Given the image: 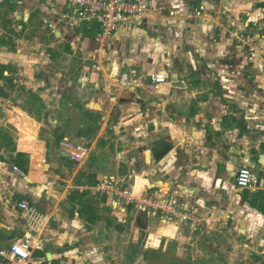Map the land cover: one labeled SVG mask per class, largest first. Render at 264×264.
<instances>
[{"label": "crops", "instance_id": "obj_1", "mask_svg": "<svg viewBox=\"0 0 264 264\" xmlns=\"http://www.w3.org/2000/svg\"><path fill=\"white\" fill-rule=\"evenodd\" d=\"M70 12L68 0L0 4V76L20 75L30 85L9 91L0 78V90L20 103L17 118L26 121L33 144H22L26 137L14 138L1 120L9 107L0 94V249L38 242L34 254L43 253L37 258L45 264L97 260L107 207L131 225L148 221L156 246L162 238L189 244L185 231L193 220L168 223L162 212L158 219L115 209L113 195L96 190L115 176L123 186L160 189L179 200L205 227L197 232L233 235V264H264V103L255 101H264V0H155L106 42L99 41V25H73ZM241 35L254 36L257 49ZM161 72L169 79L156 85L152 77ZM124 76L129 85H122ZM45 83L51 89L38 91ZM33 93L81 107L80 128L94 133L75 136L78 143L60 130L53 155L50 142L37 136ZM65 139L91 149L82 162L67 158L73 168L61 153ZM241 166L256 174L255 187H236L232 177ZM25 199L28 210L16 206Z\"/></svg>", "mask_w": 264, "mask_h": 264}, {"label": "rangeland", "instance_id": "obj_2", "mask_svg": "<svg viewBox=\"0 0 264 264\" xmlns=\"http://www.w3.org/2000/svg\"><path fill=\"white\" fill-rule=\"evenodd\" d=\"M247 36V35H246ZM249 36V35H248ZM254 37V36H250ZM258 38V37H257ZM6 68L5 66L3 67ZM2 80H7L6 76H0ZM10 80H7L8 83L6 87L9 91H14L19 88H28L29 84L21 82V76H14L13 79L9 76ZM51 85H41L38 88L42 91L51 89ZM1 89V88H0ZM32 92L33 90L30 89ZM259 90V88H258ZM1 95H5L6 99L9 98L8 91L0 90ZM36 100V115H38V133L37 136L39 139L45 140L48 143L50 142V152L54 155V149L58 146V142L61 141V136L63 134L61 131H64L65 134L74 140V142H78L75 136L80 134H84L88 137L92 135L93 130L85 128H80V122L83 121L85 115L81 112V107H77L73 109L68 106V102L61 100L58 103V99L53 97L52 94L47 95L45 97H41L38 93H33ZM6 101V102H5ZM255 101L260 102L262 105L264 101L261 102V97L256 99ZM9 107V111L7 112L1 120L4 123H7L8 127L11 129L14 138L21 140V143L24 145H28L32 142L28 141V136L25 134L26 121L22 120V116L17 118V109L20 107V103L14 99L4 100ZM49 104L52 107H49ZM61 106V109L59 108ZM66 105V106H64ZM264 110V108H263ZM258 107L253 108V112L257 117L261 116L259 111H263ZM264 114V113H263ZM60 120V123L58 121ZM9 121V122H8ZM51 127V128H50ZM61 130V131H60ZM94 133V132H93ZM79 143V142H78ZM33 145V144H32ZM25 146V147H26ZM52 150V151H51ZM116 154V153H115ZM53 158H50L52 161ZM66 161L67 166L73 168L75 163L67 158L64 159ZM38 162L34 160V165H37ZM244 168L243 166L238 167L235 171L233 178V182L237 188L236 177L239 169ZM54 174H51L53 176ZM93 199L96 202L100 201V198L94 196ZM92 199V200H93ZM95 208H99V205H95ZM129 211H135L129 207ZM110 207H107V210L102 211L103 218L106 223L109 225H102L103 227L100 229V233L104 234L106 240H102L100 243L103 245L102 253L103 255H97L96 259H91L90 261H86L81 264H227L228 262L233 264L235 261L233 256V248H234V236L229 235V238H219L214 234V231L209 235L207 232H200V229L205 231V227L201 224L202 222H194L193 226H190L185 233L189 236H192L189 244L180 243L178 241H173L172 239L162 238L163 243L159 242V245H154L151 240L150 231L148 229V221H138L131 225L130 218H125L122 216V213L116 212L114 214H110ZM97 214V213H96ZM158 219H161V216H157ZM166 222L170 223L167 220ZM172 223V222H171ZM164 226V224L162 225ZM158 227V224H157ZM197 230H200L197 232ZM208 230V229H207ZM209 229L208 231H210ZM159 230H157L158 232ZM182 231V230H181ZM217 232V231H216ZM169 242V248H166V243ZM104 243H108L107 246ZM223 248L227 251V253H223ZM97 252V250H95ZM101 253V254H102ZM43 253H36L35 256L42 255ZM83 256L81 255V260ZM73 260V264H78L80 261L77 259ZM50 261V260H49ZM238 262L239 259H236ZM71 264V263H70Z\"/></svg>", "mask_w": 264, "mask_h": 264}, {"label": "built area", "instance_id": "obj_3", "mask_svg": "<svg viewBox=\"0 0 264 264\" xmlns=\"http://www.w3.org/2000/svg\"><path fill=\"white\" fill-rule=\"evenodd\" d=\"M5 0H0V4ZM155 0H68L71 12L68 13L73 25H87L89 29L99 25L101 31L99 33V41L106 42L114 36L120 25L126 22L132 16L143 15L154 7ZM200 15V11L196 13ZM240 41L250 47L251 50H256L258 43L252 37L241 35ZM153 82L156 85L168 81L167 73L161 72L153 75ZM122 85H129L127 76H124ZM90 147L86 144H75L69 139L61 142V153L64 157L74 161L82 162L90 155ZM18 173L22 171L18 167H14ZM236 182L239 188H253L258 183L256 174L247 167L239 169L236 177ZM137 185L132 187L123 186L122 181L115 176L105 177L98 184L96 190L101 195L111 194L114 197V208L127 212V209L133 208L136 211L146 213L149 216L157 217L159 212L164 214L163 219L175 221L179 219L183 222L193 220L197 222L195 217L184 204L179 200L168 197V193L163 190H154L149 192L145 188H137ZM16 206L22 210H28L30 202L25 199L16 203ZM200 222V221H198ZM34 249H41V244L36 242L31 245L27 242H18L11 246L9 250L0 249V257L6 264H45L44 261L38 259L34 254Z\"/></svg>", "mask_w": 264, "mask_h": 264}, {"label": "water", "instance_id": "obj_4", "mask_svg": "<svg viewBox=\"0 0 264 264\" xmlns=\"http://www.w3.org/2000/svg\"><path fill=\"white\" fill-rule=\"evenodd\" d=\"M49 258L51 259L52 258V255L51 254H48Z\"/></svg>", "mask_w": 264, "mask_h": 264}, {"label": "trees", "instance_id": "obj_5", "mask_svg": "<svg viewBox=\"0 0 264 264\" xmlns=\"http://www.w3.org/2000/svg\"><path fill=\"white\" fill-rule=\"evenodd\" d=\"M26 171V170H25Z\"/></svg>", "mask_w": 264, "mask_h": 264}]
</instances>
